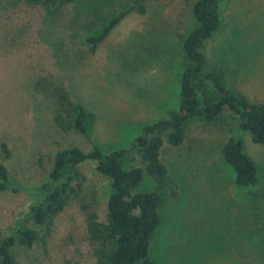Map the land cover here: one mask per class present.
<instances>
[{"label":"rangeland","instance_id":"obj_1","mask_svg":"<svg viewBox=\"0 0 264 264\" xmlns=\"http://www.w3.org/2000/svg\"><path fill=\"white\" fill-rule=\"evenodd\" d=\"M133 1L0 0V160L22 185L18 192L0 189V241L19 221L40 234L31 246H15L19 264H98L88 212L107 219L111 185L96 163L80 166L81 192L49 224L29 214L36 190L59 150L130 147L146 124L178 109L181 37L197 25L196 0H144L145 14L129 11L93 49L88 38ZM204 51L206 70L223 71L228 88L264 101V0H225L222 24ZM62 89L95 114L89 135L56 125ZM230 137L241 138L256 162L258 194L235 182L222 155ZM161 156L169 178L150 256L161 264H264V143L227 113L190 121L184 142L166 141ZM153 187L151 179L141 186Z\"/></svg>","mask_w":264,"mask_h":264},{"label":"trees","instance_id":"obj_2","mask_svg":"<svg viewBox=\"0 0 264 264\" xmlns=\"http://www.w3.org/2000/svg\"><path fill=\"white\" fill-rule=\"evenodd\" d=\"M27 1L49 6L68 0ZM224 2L196 0L193 4L197 25L181 37L186 64L180 78L178 109L167 118L146 124L130 147L105 151L94 145L88 151L78 146L59 150L47 180L36 190V198L30 207L29 214L36 224H49L73 196L79 195L86 179L80 166L94 161L111 185L107 219L101 221L96 211L88 212V231L91 240L97 244L98 264H161L150 256V246L162 223L161 191L169 178L168 166L161 156L164 143L167 141L178 146L186 138L190 121L211 122L227 113L237 120L242 130L251 134L254 142L264 143V101L253 102L244 93L228 88L223 71L206 70L208 58L204 45L222 24ZM132 10L145 14L144 0H134L130 7L108 21L99 34L90 36L88 41L92 48L95 49ZM57 99L56 125L62 131L89 135L95 114L74 102L64 89L59 90ZM2 147L9 156L10 150L5 142ZM222 155L235 171L237 186L250 187L251 194H258V168L244 141L230 137L222 146ZM146 179L154 182L153 189L141 188ZM0 189L22 190L20 182L1 160ZM39 237L37 229L24 221L17 222L11 234L0 241V263L19 264L15 246H31Z\"/></svg>","mask_w":264,"mask_h":264}]
</instances>
